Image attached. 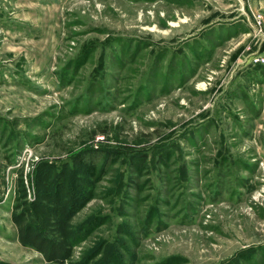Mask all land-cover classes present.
I'll use <instances>...</instances> for the list:
<instances>
[{
  "label": "rangeland",
  "instance_id": "374dc122",
  "mask_svg": "<svg viewBox=\"0 0 264 264\" xmlns=\"http://www.w3.org/2000/svg\"><path fill=\"white\" fill-rule=\"evenodd\" d=\"M259 21L0 0V264H264Z\"/></svg>",
  "mask_w": 264,
  "mask_h": 264
},
{
  "label": "built area",
  "instance_id": "2783aa9c",
  "mask_svg": "<svg viewBox=\"0 0 264 264\" xmlns=\"http://www.w3.org/2000/svg\"><path fill=\"white\" fill-rule=\"evenodd\" d=\"M258 27H259V33L260 35L263 36L264 38V29H263V26H262V21H259L258 23ZM254 63H262L264 64V53L263 51L260 52V54L254 59Z\"/></svg>",
  "mask_w": 264,
  "mask_h": 264
},
{
  "label": "crops",
  "instance_id": "0c3cea01",
  "mask_svg": "<svg viewBox=\"0 0 264 264\" xmlns=\"http://www.w3.org/2000/svg\"><path fill=\"white\" fill-rule=\"evenodd\" d=\"M263 52H264V48H263V50H262Z\"/></svg>",
  "mask_w": 264,
  "mask_h": 264
}]
</instances>
